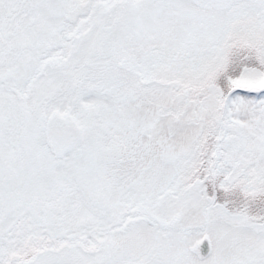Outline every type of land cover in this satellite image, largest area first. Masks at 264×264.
Returning a JSON list of instances; mask_svg holds the SVG:
<instances>
[{"label":"snow or ice","instance_id":"obj_1","mask_svg":"<svg viewBox=\"0 0 264 264\" xmlns=\"http://www.w3.org/2000/svg\"><path fill=\"white\" fill-rule=\"evenodd\" d=\"M0 264H264V0H0Z\"/></svg>","mask_w":264,"mask_h":264}]
</instances>
